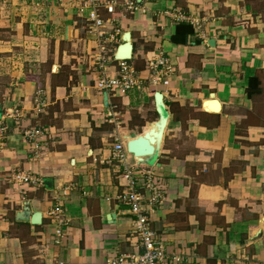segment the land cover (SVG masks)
<instances>
[{
  "label": "crops",
  "instance_id": "crops-1",
  "mask_svg": "<svg viewBox=\"0 0 264 264\" xmlns=\"http://www.w3.org/2000/svg\"><path fill=\"white\" fill-rule=\"evenodd\" d=\"M79 4L0 0V264H109L143 251L115 200L119 142L127 165L161 186L147 217L179 259L171 264H264V0H141L100 39ZM126 33L137 84L100 92L102 77L118 76ZM160 58L167 86L150 79ZM156 92L167 123L157 157L141 165L126 143L157 121ZM14 109L18 126L6 115ZM33 129L42 135L25 141ZM13 172L37 183L15 184Z\"/></svg>",
  "mask_w": 264,
  "mask_h": 264
},
{
  "label": "built area",
  "instance_id": "built-area-1",
  "mask_svg": "<svg viewBox=\"0 0 264 264\" xmlns=\"http://www.w3.org/2000/svg\"><path fill=\"white\" fill-rule=\"evenodd\" d=\"M79 13H83L85 9L89 10L87 19L92 23V32L97 39L107 35L105 29H112L117 33V24L121 19H124L126 13L134 12L139 9V5L135 0H79ZM102 14H106V18H102ZM98 57L97 62L101 68L108 59L106 45L98 40ZM150 79L153 84L161 83L167 86V77L171 74V69L167 60L159 59L149 65ZM137 84V77L134 70L125 61H119L118 76L115 78L102 77L97 83L98 91L108 92L111 90L118 91L120 94H125ZM38 106H43L42 102H37ZM7 117L13 120V124L18 126L20 123V112L18 109L11 110L6 113ZM7 127L3 121L0 120V149L4 146L5 133ZM42 132L38 129L22 130V137L25 141H34L41 136ZM113 157L125 167L121 174L122 191L117 194L115 200L128 208V212L133 216V233L138 239L142 252L138 255H121L112 260L109 264H171L178 262L179 259H169L166 257L163 246L157 240L154 232L149 226L147 213L151 212L153 208L161 203V186L158 180L151 176L149 172H138L129 167L126 163V158L122 143H116L113 146ZM11 180L15 184L37 182L32 180L27 175H21L19 172H13ZM62 211L59 206L54 207L50 211V216L54 218L59 224L62 223L60 218ZM56 236H59L60 231H55Z\"/></svg>",
  "mask_w": 264,
  "mask_h": 264
},
{
  "label": "water",
  "instance_id": "water-1",
  "mask_svg": "<svg viewBox=\"0 0 264 264\" xmlns=\"http://www.w3.org/2000/svg\"><path fill=\"white\" fill-rule=\"evenodd\" d=\"M141 0H137L140 2ZM132 45L130 42L129 33L124 34L123 44L119 46L115 53V60L125 61L131 58ZM156 112L158 115L157 121L153 126L145 133L139 136L129 137L126 143L127 152L133 156L137 161V164L145 165L151 164V162L157 157L162 135L167 123V115L164 110V104L162 101V95L158 92L154 95ZM39 214L32 217L31 223L37 224L39 222Z\"/></svg>",
  "mask_w": 264,
  "mask_h": 264
}]
</instances>
